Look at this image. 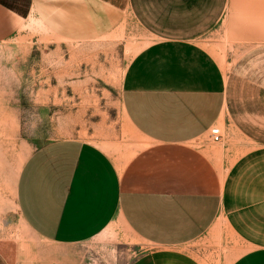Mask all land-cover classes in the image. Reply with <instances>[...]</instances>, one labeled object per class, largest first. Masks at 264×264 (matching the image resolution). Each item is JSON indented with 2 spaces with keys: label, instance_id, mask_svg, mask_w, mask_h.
<instances>
[{
  "label": "crops",
  "instance_id": "0c3cea01",
  "mask_svg": "<svg viewBox=\"0 0 264 264\" xmlns=\"http://www.w3.org/2000/svg\"><path fill=\"white\" fill-rule=\"evenodd\" d=\"M35 4L0 0V44ZM127 5L152 36L124 80L144 145L125 159L79 140L33 151L16 204L42 243L2 234L0 264H223L224 251L264 264V0ZM111 229L118 242L92 245ZM225 235L243 245L235 259Z\"/></svg>",
  "mask_w": 264,
  "mask_h": 264
},
{
  "label": "rangeland",
  "instance_id": "374dc122",
  "mask_svg": "<svg viewBox=\"0 0 264 264\" xmlns=\"http://www.w3.org/2000/svg\"><path fill=\"white\" fill-rule=\"evenodd\" d=\"M151 42L127 0H94L87 6L86 1L36 0L20 34L0 44V235L14 236L16 245L42 243L16 204L20 171L36 149L79 140L125 159L143 147L125 114L124 80ZM119 230L136 243L123 226ZM225 236L234 242L235 259L243 245ZM118 241L111 229L92 245ZM230 254L224 251L223 264L230 263Z\"/></svg>",
  "mask_w": 264,
  "mask_h": 264
},
{
  "label": "built area",
  "instance_id": "2783aa9c",
  "mask_svg": "<svg viewBox=\"0 0 264 264\" xmlns=\"http://www.w3.org/2000/svg\"><path fill=\"white\" fill-rule=\"evenodd\" d=\"M214 140H215L216 142H219V141H220V136H215V137H214Z\"/></svg>",
  "mask_w": 264,
  "mask_h": 264
}]
</instances>
